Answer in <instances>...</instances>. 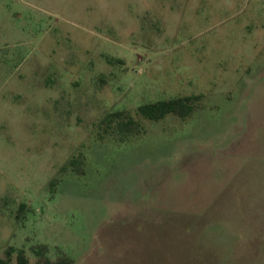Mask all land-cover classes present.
<instances>
[{
    "label": "rangeland",
    "instance_id": "374dc122",
    "mask_svg": "<svg viewBox=\"0 0 264 264\" xmlns=\"http://www.w3.org/2000/svg\"><path fill=\"white\" fill-rule=\"evenodd\" d=\"M186 95L187 118L104 130ZM40 242L75 264H264V0H0V258Z\"/></svg>",
    "mask_w": 264,
    "mask_h": 264
},
{
    "label": "trees",
    "instance_id": "16d2710c",
    "mask_svg": "<svg viewBox=\"0 0 264 264\" xmlns=\"http://www.w3.org/2000/svg\"><path fill=\"white\" fill-rule=\"evenodd\" d=\"M201 95H186L177 96L170 99H163L154 102H148L140 105L136 110V115L129 110H120L106 115L102 119L104 130L106 132L114 126V128L122 135L127 136L138 132L141 127V122L138 117L151 121H158L169 114H174L180 118L189 117L196 106ZM113 123H115L113 125ZM72 159L70 163H73ZM26 204L20 205V212H24ZM50 246L46 243H35L31 245L30 252L33 255L29 256L25 248H16L8 246L5 251V257L0 258V264H12L15 258V264H74V259L64 251L58 252L55 257L50 254ZM15 256V257H14Z\"/></svg>",
    "mask_w": 264,
    "mask_h": 264
},
{
    "label": "crops",
    "instance_id": "0c3cea01",
    "mask_svg": "<svg viewBox=\"0 0 264 264\" xmlns=\"http://www.w3.org/2000/svg\"><path fill=\"white\" fill-rule=\"evenodd\" d=\"M75 264V263H74ZM76 264H79V262L76 260Z\"/></svg>",
    "mask_w": 264,
    "mask_h": 264
}]
</instances>
